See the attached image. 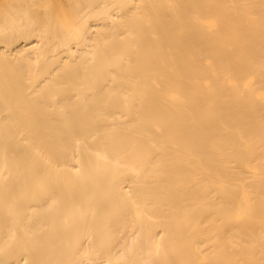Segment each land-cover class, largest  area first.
I'll list each match as a JSON object with an SVG mask.
<instances>
[{"label": "bare ground", "instance_id": "6f19581e", "mask_svg": "<svg viewBox=\"0 0 264 264\" xmlns=\"http://www.w3.org/2000/svg\"><path fill=\"white\" fill-rule=\"evenodd\" d=\"M0 264H264V0H0Z\"/></svg>", "mask_w": 264, "mask_h": 264}]
</instances>
